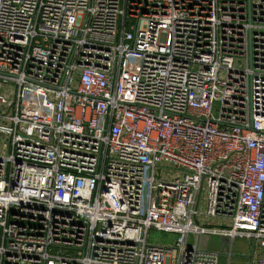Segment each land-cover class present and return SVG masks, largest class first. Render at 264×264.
<instances>
[{"label":"built area","instance_id":"2783aa9c","mask_svg":"<svg viewBox=\"0 0 264 264\" xmlns=\"http://www.w3.org/2000/svg\"><path fill=\"white\" fill-rule=\"evenodd\" d=\"M212 237L264 264V0H0V264H219Z\"/></svg>","mask_w":264,"mask_h":264},{"label":"rangeland","instance_id":"374dc122","mask_svg":"<svg viewBox=\"0 0 264 264\" xmlns=\"http://www.w3.org/2000/svg\"><path fill=\"white\" fill-rule=\"evenodd\" d=\"M169 171L158 170L155 173L156 178H160L166 176ZM201 225H204L201 223ZM209 226V225H208ZM175 239L174 235H167L163 233H159L154 230L149 231L148 242L150 244L156 245H168L172 244ZM208 249L212 251H219V264H227L228 256L226 252H231L230 264H249L251 260V254L253 249V243H249L243 240H234L232 244L225 240L221 241L219 238L212 237L208 240L207 243Z\"/></svg>","mask_w":264,"mask_h":264}]
</instances>
